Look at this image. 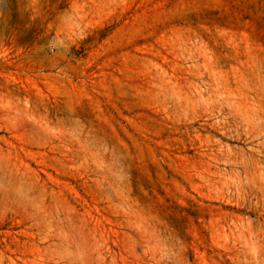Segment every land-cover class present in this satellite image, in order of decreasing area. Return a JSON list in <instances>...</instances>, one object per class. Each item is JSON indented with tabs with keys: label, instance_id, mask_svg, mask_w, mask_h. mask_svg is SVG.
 <instances>
[{
	"label": "rangeland",
	"instance_id": "rangeland-1",
	"mask_svg": "<svg viewBox=\"0 0 264 264\" xmlns=\"http://www.w3.org/2000/svg\"><path fill=\"white\" fill-rule=\"evenodd\" d=\"M0 264H264V0H0Z\"/></svg>",
	"mask_w": 264,
	"mask_h": 264
}]
</instances>
